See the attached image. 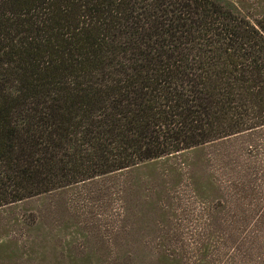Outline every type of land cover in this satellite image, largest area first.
<instances>
[{
	"label": "trees",
	"instance_id": "obj_1",
	"mask_svg": "<svg viewBox=\"0 0 264 264\" xmlns=\"http://www.w3.org/2000/svg\"><path fill=\"white\" fill-rule=\"evenodd\" d=\"M262 125L264 17L214 0H0V206ZM259 174L234 185L259 189L255 234L219 264H264Z\"/></svg>",
	"mask_w": 264,
	"mask_h": 264
},
{
	"label": "rangeland",
	"instance_id": "obj_2",
	"mask_svg": "<svg viewBox=\"0 0 264 264\" xmlns=\"http://www.w3.org/2000/svg\"><path fill=\"white\" fill-rule=\"evenodd\" d=\"M214 1L264 17V0ZM247 170L262 181L264 125L2 205L0 264L238 261L257 229L245 218L257 188L234 192Z\"/></svg>",
	"mask_w": 264,
	"mask_h": 264
}]
</instances>
